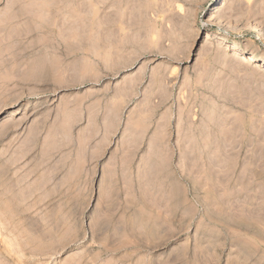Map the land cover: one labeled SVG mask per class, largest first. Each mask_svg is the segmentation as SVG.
Listing matches in <instances>:
<instances>
[{
  "label": "rangeland",
  "instance_id": "374dc122",
  "mask_svg": "<svg viewBox=\"0 0 264 264\" xmlns=\"http://www.w3.org/2000/svg\"><path fill=\"white\" fill-rule=\"evenodd\" d=\"M69 2L0 0V264H264V181L238 176L264 152L263 83L249 96L226 49L264 59V0H156L113 47L70 42ZM228 113L215 187L198 142Z\"/></svg>",
  "mask_w": 264,
  "mask_h": 264
},
{
  "label": "bare ground",
  "instance_id": "6f19581e",
  "mask_svg": "<svg viewBox=\"0 0 264 264\" xmlns=\"http://www.w3.org/2000/svg\"><path fill=\"white\" fill-rule=\"evenodd\" d=\"M73 2H74V0H72ZM71 0H70V2H72ZM156 0H75V6H76V16L73 14V16L75 17L74 18V29H73V31H75V32H73V31H71V32H73L74 33V35L72 36H70V42L72 41V38H74L75 39V41L77 40V42H79V43H82V45H83V43H84V46L85 45H87V44H85L87 41H89L90 43H92V42H94V43H103V44H107V45H109V47H110V45H111V47H113L114 45H118V44H124L126 41H128L129 39H131V37H130V33L131 32H138V31H140L141 29V26L139 25V23H140V20H141V16H142V14L144 15V13H148L149 11H151V10H153L155 7H156V2H155ZM68 2V1H67ZM70 2H69V5H70ZM157 3H160V2H157ZM68 5V4H67ZM162 5V4H161ZM74 6V7H75ZM57 7V6H56ZM72 7H73V4H72ZM157 7H160L159 5L157 6ZM60 8H62V7H60ZM68 8H70V7H68ZM47 9V8H46ZM48 10V9H47ZM72 10V12H73V8L71 9ZM75 10H74V12H75ZM55 11V10H54ZM54 11H52V13L54 12ZM77 11H78V13H77ZM156 11V10H155ZM52 13H48V14H52ZM150 13V12H149ZM41 14H42V12H41ZM47 14V15H48ZM40 15V14H39ZM45 15V14H44ZM46 15V16H47ZM149 15V14H148ZM40 16H43V15H40ZM46 16H43V18H45ZM57 16V15H56ZM35 18H37V17H35ZM34 18V19H35ZM42 17H40V19H41ZM42 18V19H43ZM59 18V17H58ZM66 18V17H65ZM72 19V18H71ZM45 20V19H44ZM70 20V19H69ZM73 20V19H72ZM37 21V20H36ZM58 21V20H57ZM60 21H61V19H60ZM66 21H67V19H66ZM39 22V21H38ZM37 22V23H38ZM69 23L71 22V21H68ZM149 22V21H148ZM72 23H73V21H72ZM69 25V24H68ZM73 25L70 27V25H69V27L70 28H72L73 27ZM148 26V25H147ZM154 26H152V28H153ZM146 29V28H145ZM144 29V30H145ZM148 29V28H147ZM149 29L151 30V28H150V25H149ZM148 29V30H149ZM255 29V28H254ZM149 30V31H150ZM158 30V29H157ZM256 30H257V28H256ZM143 32V31H142ZM145 32V31H144ZM148 32V31H147ZM152 32V31H151ZM73 33H71V34H73ZM141 33V32H140ZM161 33V32H160ZM131 35H133V34H131ZM137 35V34H136ZM162 35V34H161ZM141 36V35H140ZM72 37V38H71ZM133 37V36H132ZM135 37V36H134ZM139 37V36H138ZM161 37V36H160ZM141 38V37H140ZM148 39V38H147ZM68 40V39H67ZM159 40V39H158ZM74 41V40H73ZM149 41H151V40H149ZM148 41V42H149ZM219 41V40H218ZM76 42V43H77ZM88 42V43H89ZM130 42H131V40H130ZM157 42V41H156ZM89 43V44H90ZM158 43V42H157ZM218 43V42H217ZM219 43H221V42H219ZM223 44H225L224 42H222ZM128 44V43H127ZM127 44H125V45H127ZM138 44V43H137ZM227 44V43H226ZM106 45V46H107ZM113 45V46H112ZM134 45V44H133ZM221 45V44H220ZM93 47H94V45H92ZM92 46H89L90 48L92 47ZM99 46V45H98ZM97 46V47H98ZM227 48L226 49H228L229 50V55L230 56H232V57H234V58H237L238 60H243L246 64L243 66L244 68H239V70H238V73L240 74H242L241 76H242V78H240V79H242V80H245V83H244V85L245 84H247L246 86H247V90H246V92L247 91H249L250 92V95L249 96H251L252 94H251V91H254L253 89L254 88H256L255 86H254V84L255 83H260V84H262L258 89H257V91L256 92H258L257 94L258 95H262V97H264V59H260L259 57H257L256 56V54L254 55V54H252V53H249V52H246V51H244V50H242V49H240V48H238V47H236L235 45H233V46H229L228 47V45L226 46ZM57 48V47H56ZM105 48V47H104ZM107 48V47H106ZM116 48V47H115ZM119 48H121L120 47V45H119ZM148 48V47H147ZM84 49V48H83ZM111 49V48H110ZM205 50H207L206 48H204ZM225 49V50H226ZM116 50H117V48H116ZM111 51V50H110ZM106 53V52H105ZM112 53H114V52H112ZM115 53H116V51H115ZM114 53V54H115ZM228 53V52H227ZM92 54V53H91ZM127 54V53H126ZM126 56V55H125ZM121 57V56H120ZM113 59V58H112ZM110 60V59H109ZM113 61V60H112ZM215 64V63H214ZM241 66V65H240ZM253 66H258V68L256 67H253ZM203 67V66H202ZM237 67V66H236ZM204 69L206 68L205 66L203 67ZM200 69V68H199ZM237 69V68H236ZM202 71H204V70H202ZM37 72H39V71H37ZM36 74H39V73H36ZM234 75V74H233ZM163 77V76H162ZM239 77V76H238ZM134 78V77H133ZM161 80V79H160ZM232 81V80H231ZM160 83V82H159ZM230 83V82H229ZM228 83V84H229ZM235 85V84H234ZM122 88V87H121ZM230 88H232L233 89V87H231L230 86ZM118 89V88H117ZM236 89V88H235ZM244 89H246V88H244ZM230 90V89H229ZM234 90V89H233ZM233 90H231V92L233 91ZM245 91V90H244ZM234 92V91H233ZM242 92H243V90L241 91V94H242ZM255 91H254V94L256 93ZM260 93V94H259ZM121 94V93H120ZM217 94H219V93H217ZM216 94V95H217ZM232 94H234V93H232ZM244 94H246V93H244ZM117 95H118V93H117ZM243 95V94H242ZM248 95V94H247ZM258 95H255V98L256 99H258V98H260V96H258ZM123 96V95H122ZM126 96V95H125ZM233 97H235L234 95H232ZM237 96V95H236ZM257 96H258V98H257ZM261 97V98H262ZM219 98V97H218ZM239 98V97H238ZM247 99H248V97H246ZM246 98H244V99H246ZM254 98V97H253ZM253 98H250L251 99V101H249V106H248V103H247V106H248V108L250 109V108H253L254 107V109H255V104H257L258 102L256 101V100H254ZM237 99V98H236ZM235 99V100H236ZM250 99H248V100H250ZM253 99V100H252ZM216 100H217V96H216ZM222 100V99H221ZM261 100V99H260ZM262 100H264V99H262ZM230 101H232L231 99H230ZM226 102V101H225ZM229 102V101H228ZM233 102H235V101H233ZM241 102V101H240ZM245 102V101H244ZM246 102H248V101H246ZM263 103V102H262ZM233 104V103H232ZM235 104H236V102H235ZM240 104V103H239ZM243 104V103H242ZM259 104V103H258ZM229 105V104H228ZM260 105H261V103H260ZM121 106V105H120ZM234 106V105H233ZM241 106V105H240ZM243 106V105H242ZM246 106V105H245ZM247 106H246V108H247ZM257 106V105H256ZM264 106V105H263ZM216 108V107H215ZM231 108V107H230ZM245 108V109H246ZM254 109L251 111V109H250V111L251 112H254ZM216 110V109H215ZM247 110V109H246ZM246 110H245V112H246ZM257 110V109H256ZM144 111V110H143ZM142 111V112H143ZM249 111V110H248ZM263 111V110H262ZM261 111V112H262ZM220 112V111H219ZM230 112V111H229ZM232 112V111H231ZM256 112H258V110L256 111ZM236 113V112H235ZM228 114H230V113H228ZM228 114H226L227 116H228ZM262 114V113H261ZM212 115V114H211ZM217 115V114H216ZM245 115H248L247 113L245 114ZM256 117H257V115L258 114H254ZM254 115H252V118L254 117ZM259 115H260V113H259ZM259 115H258V117L257 118H259ZM145 116V115H144ZM143 116V117H144ZM213 116V115H212ZM211 116V117H212ZM226 117V116H225ZM231 117H233V118H231ZM250 117V115H248V118ZM214 118V117H213ZM227 118V117H226ZM231 118V119H230ZM255 118V117H254ZM256 118V119H257ZM141 119H143V118H141ZM146 119V118H145ZM210 119V118H209ZM208 119V120H209ZM217 118H215V120H216ZM222 119H223V121L225 122H222V121H219L218 122V124L219 123H221V125H219L220 127H225L227 130H225V132H223L222 130H221V132L223 133V134H221V132H220V135H215L216 134V130H217V128L218 129H220L219 127H217V128H215L214 126L215 125H213V127L216 129V130H214V131H216L215 132V134H214V132H213V135H212V132H211V130H210V132H211V134H204L203 135V137L200 139L199 138V142L198 143H200L201 144V146H202V150L204 149L203 148V145H210L211 144V142L213 143V141L214 142H218V140L219 141H221V143H222V141H224V142H226V143H228V144H226V146H228L227 147V149L229 150V151H227V149H226V147H225V151L227 152V154H229L228 152H230V150L233 148L234 150H235V147L239 144L238 142V136H240V134H239V132H240V130H239V128L240 129H242V126L240 125L239 126V124L240 123H238V125H237V122H235L234 121V115H233V113H232V115L230 114V117H229V119L228 120H226V119H224V117H222ZM256 119H255V121L254 122H256ZM208 120L206 121L205 120V122H208ZM226 120V121H225ZM246 120H247V118H246ZM249 120V119H248ZM253 120V119H252ZM217 121V120H216ZM215 121V122H216ZM251 121V120H250ZM258 121V120H257ZM262 121V120H261ZM210 122H212V121H210ZM209 122V123H210ZM259 122H260V120H259ZM209 123H207V124H204L203 125V127L204 128H207V127H210L211 126V124H209ZM214 123V122H213ZM223 123V124H222ZM250 123V122H249ZM249 123H247L249 126H250V124ZM252 123H253V121H252ZM218 124H216V125H218ZM241 124H243L242 122H241ZM244 124H246V122H244ZM264 124V123H263ZM224 125V126H223ZM257 125H260V123H258ZM256 124H255V126H257ZM254 126V125H253ZM261 126V125H260ZM259 126V127H260ZM202 127V128H203ZM212 127V126H211ZM210 127V128H211ZM237 127H239L238 129H237ZM245 127H246V125H245ZM251 127V126H250ZM258 127V126H257ZM188 129V128H187ZM209 129V128H208ZM223 129V128H222ZM264 127L263 128H258L257 130L255 129V131H251L252 133H254V135L253 136H255V134L256 135H258V136H261V135H263V137H264ZM202 130H206V129H202ZM238 130H239V132H238ZM243 130H244V128H243ZM188 131V130H187ZM248 131H250V130H248ZM160 132V131H159ZM207 132H208V130H207ZM219 132V131H218ZM217 132V133H218ZM204 133H206V132H204ZM250 135V134H249ZM257 137V136H256ZM262 137V138H263ZM198 138V137H197ZM245 138V137H244ZM195 139H196V137H195ZM226 139H227V141H226ZM240 139H241V137H240ZM239 139V140H240ZM259 139H261V138H259ZM258 139V140H259ZM197 140V139H196ZM195 140V141H196ZM246 140V139H245ZM245 140H244V143H245ZM250 140V139H249ZM255 140V139H254ZM258 140H257V142H255V141H252L251 142V140H250V142L252 143V144H254L253 142H255V144L257 145V143L259 144V142H258ZM261 140H264V139H261ZM187 141H190V137H189V140L187 139ZM198 141V140H197ZM247 141V140H246ZM261 142V141H260ZM196 143V142H195ZM219 143V142H218ZM238 143V144H237ZM243 143V142H242ZM248 144H249V142H247ZM188 144V143H187ZM222 144H224V143H222ZM241 144V143H240ZM254 144V145H255ZM261 144H262V142H261ZM220 145V144H219ZM225 145V144H224ZM253 145V146H254ZM255 145V146H256ZM200 146V145H199ZM210 146H216V145H210ZM239 146V145H238ZM241 146H242V144H241ZM240 146V147H241ZM250 146V145H249ZM249 146H247V145H245L244 144V147H248L249 148ZM254 146V147H255ZM258 146H260V144L258 145ZM191 147V146H190ZM195 147V146H194ZM213 147V148H214ZM217 147H219L218 146V144H217ZM223 147V146H222ZM230 147V148H229ZM261 147H263L262 145H261ZM260 147V148H261ZM198 148V147H197ZM210 148H212V147H210ZM210 148H207V149H205V150H200V147H199V150L200 151H202V153H203V156H204V158H205V155H206V157H209L208 159L210 160V162H208L209 164H206V165H204L203 163V165L205 166V169H204V171L206 170V174H207V172L208 171H210V170H212V169H214V167L216 168H220V166L223 168V166L222 165H220V163H221V161L222 160H224V159H222V157L220 156L221 154H219V152H220V149H218V151H217V148L215 149V151L216 152H214L212 155L211 154H208V152H209V150H211ZM220 148V147H219ZM224 148V147H223ZM222 148V149H223ZM236 148H238V147H236ZM253 148V147H252ZM257 148V147H256ZM188 149V148H187ZM192 149L193 148H189V150H188V152L186 153V156H187V154L188 155H190V157L192 156L191 154H189V152L190 151H192ZM250 149V148H249ZM247 149L249 152H252L253 150L252 149ZM194 150H196V148L194 149ZM252 150V151H251ZM256 150V149H255ZM187 151V150H186ZM214 151V150H213ZM225 151L223 150V154L225 153ZM232 151V150H231ZM247 151V152H248ZM259 151H261V149L259 150ZM259 151H255L256 153L257 152H259ZM263 151V150H262ZM233 152V151H232ZM235 152V151H234ZM239 152V151H238ZM237 152V153H238ZM246 152V153H247ZM191 153V152H190ZM196 153V152H195ZM237 153H234V154H237ZM226 154V153H225ZM233 154V153H232ZM252 154V153H251ZM250 154V156L249 155H247L246 156V154H245V158H242L241 156H242V154H241V156H239L240 158H242V159H244V160H241L242 162H246L247 163V165L248 166H251L248 170L246 169V168H244V169H246L247 170V172L249 171V173H244V174H241V176L240 175H238L239 176V178H242V177H246V174H249V176H251L250 178V180H249V186L251 187V189H252V187H254V186H256V185H258L257 183L258 182H260L261 180L262 181H264V152L262 153V154H260V152L258 153L259 154V156H255V155H251ZM198 155V154H197ZM200 155H202V154H200ZM209 155V156H208ZM239 155V154H238ZM196 156V155H195ZM225 156V159H229V156H227V155H224ZM230 156H231V154H230ZM188 157V156H187ZM193 157V156H192ZM228 157V158H227ZM232 157V156H231ZM231 157H230V159H231ZM239 157H237L236 156V158H239ZM203 158V157H202ZM203 158V159H204ZM224 158V157H223ZM235 157H233L232 159H234ZM193 159V158H192ZM208 159H206V161H208ZM220 159H222V160H220ZM189 160H190V158H189ZM235 160V159H234ZM191 161V160H190ZM232 161V160H231ZM204 162H205V159H204ZM223 162H225V160L223 161ZM222 162V163H223ZM192 163V162H191ZM221 163V164H222ZM229 163V162H228ZM228 163H227V160H226V163L225 164H227L228 165ZM231 163H233V161L231 162ZM231 163H229L230 165H232ZM234 163H235V161H234ZM237 163H238V161H237ZM237 163H235V164H237ZM239 164V163H238ZM241 164V163H240ZM245 164V163H244ZM243 164V165H244ZM194 165V164H193ZM196 165V164H195ZM225 166L224 168H223V170L225 169V170H228L227 169V167L228 166ZM234 166V165H233ZM232 166H230V167H228L229 169L231 168ZM216 168V169H217ZM218 168V169H219ZM233 168V167H232ZM217 169V170H218ZM238 169V168H237ZM224 170V174L223 173H221L222 172V170L220 169V171L221 172H219V171H217V173H220V175L219 174H217V173H215L217 176H219V179H216L215 177H214V175H213V177H214V179H216V180H214V186L215 187H217V186H222V185H224V186H222V187H226L225 185H227L228 186V184H230V185H232V184H234L233 182H229V180H230V177H229V179H227V177H226V179H224V176L223 175H225L226 176V174H225V171ZM216 171V170H215ZM214 171V172H215ZM231 172H232V169L230 170ZM234 171V170H233ZM242 171H245V170H243L242 169ZM214 172H213V174H214ZM202 173H204V172H202ZM228 174H229V171L227 172ZM235 173V172H234ZM243 173V172H242ZM209 174H211V172L209 173ZM227 174V175H228ZM231 174H233V172L231 173ZM205 175V174H204ZM204 175H203V177H204ZM215 175V176H216ZM208 176V175H207ZM216 176V177H217ZM231 176V175H230ZM234 176H236V174L234 175ZM249 176H247V177H249ZM204 178H206V175H205V177ZM234 178V177H233ZM208 179V178H207ZM205 180L204 179V181H205V184H206V182L207 181H209V179L208 180ZM235 179V178H234ZM248 179V178H247ZM242 181V180H241ZM244 181H245V179H244ZM247 181V180H246ZM248 182V181H247ZM209 183V184H208ZM213 183V182H212ZM246 183V182H245ZM207 184L208 185H210V181L209 182H207ZM244 183H242V184H240V186L241 185H243ZM248 184V183H247ZM260 184H262V183H260ZM259 184V185H260ZM236 185H239V184H236ZM210 186H212V184L210 185ZM213 186V187H214ZM234 185H232V187H233ZM239 186V187H240ZM263 186H264V184H263ZM235 187H238V186H235ZM234 187V188H235ZM242 187V186H241ZM246 187V185L244 186V187H242V189L243 188H245ZM249 187V188H250ZM259 187V186H258ZM258 187L256 188V189H254L255 190V192L258 190ZM260 187H262V186H260ZM230 188V187H229ZM247 188V187H246ZM245 188V189H246ZM216 189V188H215ZM218 189V188H217ZM227 189V188H226ZM254 190H252V192H251V190H250V192H251V194H253V191ZM264 191V190H263ZM260 193H261V189H260V191H259ZM264 193V192H263ZM259 193H257V195H258ZM256 195V196H257ZM253 195H251V197H252ZM259 197L261 196V195H258ZM257 196V197H258ZM261 198V197H260ZM259 198V199H260ZM263 198V197H262ZM258 199V198H257Z\"/></svg>",
  "mask_w": 264,
  "mask_h": 264
}]
</instances>
